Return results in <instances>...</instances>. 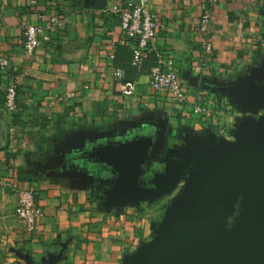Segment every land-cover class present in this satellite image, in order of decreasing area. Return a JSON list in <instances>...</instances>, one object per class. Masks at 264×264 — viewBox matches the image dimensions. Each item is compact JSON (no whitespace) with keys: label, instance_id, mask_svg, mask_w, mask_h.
I'll use <instances>...</instances> for the list:
<instances>
[{"label":"crops","instance_id":"0c3cea01","mask_svg":"<svg viewBox=\"0 0 264 264\" xmlns=\"http://www.w3.org/2000/svg\"><path fill=\"white\" fill-rule=\"evenodd\" d=\"M105 1L100 9L84 0H0V55L10 60L0 76V189L16 207L18 190L30 187L44 211L36 230L18 236L3 264L49 262L64 244L57 264H129L152 240L161 218L151 208L155 201L112 203L108 190L121 172L96 151L143 144L140 182H146L186 145L187 135L222 138L192 112L199 93L232 105L225 116L232 132L256 115L224 88L264 84V4L217 0L214 53L205 63L197 22L208 0H150L162 22L156 47L172 53L188 92L186 103L173 105L151 88V64L145 62L129 84L117 80L114 52L129 40L111 6L129 0ZM53 13L62 15L58 32L26 55L25 26L46 22ZM11 83L17 86L14 110L5 106Z\"/></svg>","mask_w":264,"mask_h":264},{"label":"water","instance_id":"95a60500","mask_svg":"<svg viewBox=\"0 0 264 264\" xmlns=\"http://www.w3.org/2000/svg\"><path fill=\"white\" fill-rule=\"evenodd\" d=\"M84 3L106 7L105 0ZM224 93L253 114L264 109V84L250 81L245 90L225 87ZM233 134L234 140L187 135L186 145L167 157L164 170L146 182H140L143 144L96 151L99 159L116 164L121 172L108 190L113 204L153 202L183 185L155 237L131 256L129 264H264V114L245 118ZM242 194V215L228 229V216L236 211ZM66 245L55 260L37 263L27 258L28 264H57Z\"/></svg>","mask_w":264,"mask_h":264},{"label":"built area","instance_id":"2783aa9c","mask_svg":"<svg viewBox=\"0 0 264 264\" xmlns=\"http://www.w3.org/2000/svg\"><path fill=\"white\" fill-rule=\"evenodd\" d=\"M217 0H208L207 8L200 15L197 22V32L204 48V62L212 59L214 53L211 27L214 20L213 9ZM255 4H264V0H251ZM111 10L120 16L122 31L127 40L134 44L135 61L140 60L149 51L158 54V62L151 68L149 83L151 88L171 100L173 105H183L188 99V92L182 85L179 70L172 53L160 51L155 40L160 32L162 22L157 10L150 6V0H129L125 4L116 3ZM60 13L51 14L46 22L28 24L24 28L23 50L28 56L34 55L37 49L52 41L62 23ZM10 65L8 57L0 55V76ZM127 92V91H126ZM129 92V91H128ZM17 86L11 83L5 92V106L8 110L16 107ZM192 112L201 122H205L219 131L222 138L232 140L234 134L228 127L225 116L231 115V104L205 97L203 93L196 96ZM2 160L0 157V186L4 185L1 173ZM44 211L38 204L35 190L30 187L20 188L17 193L16 216L24 226L26 232L36 230L38 220L43 217Z\"/></svg>","mask_w":264,"mask_h":264},{"label":"rangeland","instance_id":"374dc122","mask_svg":"<svg viewBox=\"0 0 264 264\" xmlns=\"http://www.w3.org/2000/svg\"><path fill=\"white\" fill-rule=\"evenodd\" d=\"M264 114V109L260 110L252 118L257 119L260 115ZM235 139V136H233ZM182 184L179 185L175 193L165 195L155 201L151 208H154V211L159 212V217L161 220L171 205L172 201L179 194ZM246 201L245 196L242 194L236 204V211L228 216L227 219V228L232 229L236 224L239 217L242 215V207ZM24 227L20 224L16 216V207L14 206L12 195L4 192L0 189V264H3V260L8 256V252L15 248L20 239L18 236L24 234ZM155 237V235H154ZM153 237V238H154ZM152 238V239H153Z\"/></svg>","mask_w":264,"mask_h":264},{"label":"trees","instance_id":"16d2710c","mask_svg":"<svg viewBox=\"0 0 264 264\" xmlns=\"http://www.w3.org/2000/svg\"><path fill=\"white\" fill-rule=\"evenodd\" d=\"M145 62L151 64L152 68L158 62V54L155 51H149L140 62H136L132 41L118 45L113 60L117 80L125 84L133 82L145 70L143 69Z\"/></svg>","mask_w":264,"mask_h":264},{"label":"flooded vegetation","instance_id":"af4514ba","mask_svg":"<svg viewBox=\"0 0 264 264\" xmlns=\"http://www.w3.org/2000/svg\"><path fill=\"white\" fill-rule=\"evenodd\" d=\"M147 185L151 186V184H148V183H147Z\"/></svg>","mask_w":264,"mask_h":264}]
</instances>
